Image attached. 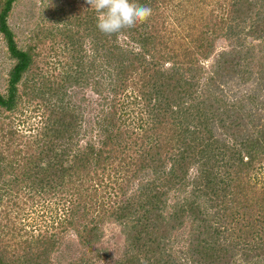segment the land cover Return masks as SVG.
Returning a JSON list of instances; mask_svg holds the SVG:
<instances>
[{"label":"trees","instance_id":"1","mask_svg":"<svg viewBox=\"0 0 264 264\" xmlns=\"http://www.w3.org/2000/svg\"><path fill=\"white\" fill-rule=\"evenodd\" d=\"M21 1L0 0V264H264V0H137L119 38L44 0L60 25L25 45Z\"/></svg>","mask_w":264,"mask_h":264},{"label":"rangeland","instance_id":"2","mask_svg":"<svg viewBox=\"0 0 264 264\" xmlns=\"http://www.w3.org/2000/svg\"><path fill=\"white\" fill-rule=\"evenodd\" d=\"M68 1L71 0H64V2L67 4ZM221 1V0H219ZM226 1V0H225ZM222 1V2H225ZM184 2L185 0H175L173 4H179L181 6H184ZM44 0H22L19 4L18 7H16V9L13 11L12 17L9 19V24L12 27L13 30H15L14 32L16 33V36L18 38V41L21 45H25V44H29V39L30 37L33 35L32 31L36 28V26H39V29L41 30L42 28L47 29V28H57L60 25V22H47V21H42L41 17H40V10L44 9L45 5H44ZM81 7L82 9H85V6H88V4L85 2V0L79 3H76V7ZM88 7L91 8V6L89 5ZM67 10L64 13V21L67 20L65 19L66 16H68L69 14H67L68 8H66ZM168 15H172L171 10L168 8ZM49 12V11H48ZM75 16V15H74ZM72 16V17H74ZM71 17V18H72ZM70 20V19H69ZM58 29V28H57ZM55 31V30H54ZM49 43L46 41L45 44L38 46L37 52L40 53V56L37 58L38 59V64L41 68V70L45 71L46 68V64L45 62L47 61L48 57H46V55L48 56V53L45 52V49H47ZM44 49V50H43ZM4 52V47H3V43L0 39V91H3L5 88V78H6V69L7 67V63H4V58L5 56L3 55ZM43 60L42 62H39L40 60ZM62 61H67L69 60V55L65 52L64 54H62V56H60L59 58ZM49 61V59H48ZM56 65V63H55ZM59 71L55 70V73H58ZM53 73V74H55ZM22 111L23 114H17V116H14L13 118L16 119L15 123L16 125L19 126L20 131L22 132H26L29 131V126L31 127V119L27 120L26 122H24V115L25 116H30L31 117V108L27 107L26 104H24V106H22ZM35 114H37L35 112ZM36 117V116H35ZM37 119V117L35 118ZM22 121V123H21ZM0 183L2 184L3 182L0 181ZM6 199H3V202L0 201V211L5 210L6 207V203L5 202ZM4 203V204H3ZM11 213V212H10ZM25 213V212H23ZM12 215H14L15 213L12 212ZM27 215V214H26ZM31 216V214H30ZM33 216V214H32ZM23 218H25L24 216H21ZM31 218V217H30ZM29 218V220H30ZM18 219V218H17ZM20 221V220H19ZM24 221V220H23ZM104 245H107L110 247V249L116 253V250L118 248L119 249H124V246L127 245L126 241L124 239H126L125 235H121V230L120 227H117L116 225H113L111 223H107L106 226H104Z\"/></svg>","mask_w":264,"mask_h":264},{"label":"clouds","instance_id":"3","mask_svg":"<svg viewBox=\"0 0 264 264\" xmlns=\"http://www.w3.org/2000/svg\"><path fill=\"white\" fill-rule=\"evenodd\" d=\"M97 14L96 27L106 36H124L152 16L151 7L137 0H85Z\"/></svg>","mask_w":264,"mask_h":264}]
</instances>
